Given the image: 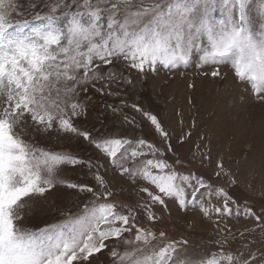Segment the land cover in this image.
<instances>
[{
	"label": "snow or ice",
	"instance_id": "snow-or-ice-1",
	"mask_svg": "<svg viewBox=\"0 0 264 264\" xmlns=\"http://www.w3.org/2000/svg\"><path fill=\"white\" fill-rule=\"evenodd\" d=\"M29 6L33 11L26 13L19 0H0V264H91L113 240L122 243L120 251L110 250L113 264H264V249L256 255L221 247L194 258L187 240L142 226L139 216L155 224L161 219L155 206L167 209L169 199L184 211L215 214L218 224L241 209L223 187L178 172L155 144L93 136L75 123L88 114L90 89L119 96L121 84L133 85V73L144 78L171 71L194 55L200 67H213L212 77L221 75L216 65L230 63L237 80L264 102V0L256 7L250 0H40ZM132 107L170 140L156 115ZM125 121L134 122L127 116ZM53 130L82 136L122 175L142 181L146 199L137 208H122L100 172L103 165L30 140L32 132ZM167 147L172 150L170 142ZM66 165H86L95 186L60 179ZM216 167L217 177L229 175L222 159ZM58 184L92 199L61 223L25 227L28 201ZM214 198L222 203L213 205ZM243 214L255 216L251 208Z\"/></svg>",
	"mask_w": 264,
	"mask_h": 264
},
{
	"label": "rangeland",
	"instance_id": "rangeland-1",
	"mask_svg": "<svg viewBox=\"0 0 264 264\" xmlns=\"http://www.w3.org/2000/svg\"><path fill=\"white\" fill-rule=\"evenodd\" d=\"M39 2L19 0L21 10L26 13L33 11L30 4ZM250 2L254 7L259 4V0ZM214 15L220 18L219 12ZM215 67L220 70L219 77L210 75L213 67H200L198 57L194 55L188 64L171 71L161 70L144 78L133 73V85L121 84L119 96H102L90 89L88 114L75 123L93 136L143 138L155 144L178 172H191L216 188L223 187L241 209V215L221 217L218 224L215 214L205 216L195 207L184 211L169 199L167 209L155 206L161 217L155 224H149L141 214L139 222L142 226L157 233L163 231L170 239L187 240V252L194 258L205 257L221 247L225 251H252L259 255L264 249V102L252 94L248 84L237 80L230 63ZM112 87L115 89L116 85ZM113 104L120 110L113 112L108 107ZM133 104L157 116L169 133L168 142L160 137L146 117L133 109ZM125 116L134 122H126ZM30 140L38 147L66 152L94 165H103L100 172L110 185L112 199L122 208H137L146 199L139 190L145 186L142 181L122 175L82 136L53 130L50 133L32 132ZM169 142L171 151L167 147ZM221 159L229 175L217 177L216 166ZM60 179L96 184L93 172L86 165L64 166ZM91 199L90 193L58 184L44 197L28 201L24 226L38 230L61 223ZM211 203L218 206L222 201L214 198ZM246 208H251L260 220L244 215ZM129 235L134 234H125L126 237ZM220 241L226 243L221 245ZM121 248L120 241L109 242V247L97 254L91 264H113L110 250L120 251Z\"/></svg>",
	"mask_w": 264,
	"mask_h": 264
}]
</instances>
